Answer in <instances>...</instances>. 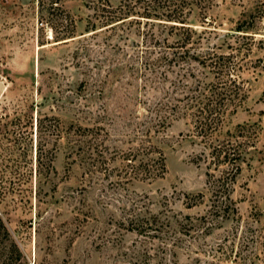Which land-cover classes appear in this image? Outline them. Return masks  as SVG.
Segmentation results:
<instances>
[{
    "label": "rangeland",
    "instance_id": "rangeland-1",
    "mask_svg": "<svg viewBox=\"0 0 264 264\" xmlns=\"http://www.w3.org/2000/svg\"><path fill=\"white\" fill-rule=\"evenodd\" d=\"M217 81L223 201L184 114ZM0 219V263L264 264V0H0Z\"/></svg>",
    "mask_w": 264,
    "mask_h": 264
},
{
    "label": "trees",
    "instance_id": "trees-1",
    "mask_svg": "<svg viewBox=\"0 0 264 264\" xmlns=\"http://www.w3.org/2000/svg\"><path fill=\"white\" fill-rule=\"evenodd\" d=\"M220 58L221 57L219 56L217 57L218 60L212 59L213 61L211 62V67L216 75L221 73L220 71L222 70L220 69ZM217 78L220 80L219 77ZM227 81L230 83L235 81L231 77V72H229ZM227 81L225 83H227ZM217 82V84L213 82L209 88H204L202 92L199 91L197 95L190 96L184 104V114L192 116L198 132L203 137H206L210 142L208 144L209 151L207 155L209 157L210 165H213L214 169H217L219 164L226 165L223 169L219 170L220 174L218 178L213 179L211 182L214 187L216 198L223 201V198H229V192L231 190L233 180L241 169L240 162L244 161L243 152L246 150L248 145L253 146V142L249 144L250 140L247 138V135L244 134L246 132V124H237L233 132L227 130L226 135L224 137H220V126L224 119L223 116L226 110L225 106H227V102L234 101V98L236 97L237 99L239 98L237 103L234 105V108L236 109V107L240 105L241 99L244 95L243 92H241L242 87L237 84L233 89H228L229 93H226L221 91L224 88L222 87L223 82ZM194 100L195 103H193ZM170 108L175 110L176 104H172ZM189 110L191 111V114L186 112ZM213 132L216 136H212ZM239 136H244V138H239ZM209 176L211 177L212 174ZM0 226L3 227L4 232H7L1 219ZM0 264L6 263L1 262Z\"/></svg>",
    "mask_w": 264,
    "mask_h": 264
}]
</instances>
